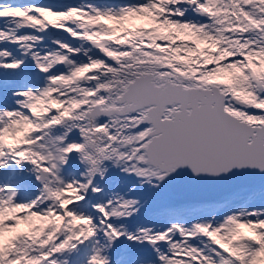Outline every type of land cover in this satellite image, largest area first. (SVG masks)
<instances>
[{"label":"snow or ice","instance_id":"snow-or-ice-1","mask_svg":"<svg viewBox=\"0 0 264 264\" xmlns=\"http://www.w3.org/2000/svg\"><path fill=\"white\" fill-rule=\"evenodd\" d=\"M0 264H264V0H0Z\"/></svg>","mask_w":264,"mask_h":264},{"label":"bare ground","instance_id":"bare-ground-1","mask_svg":"<svg viewBox=\"0 0 264 264\" xmlns=\"http://www.w3.org/2000/svg\"><path fill=\"white\" fill-rule=\"evenodd\" d=\"M15 1H17V3H22L21 1H23V0H15ZM38 1H40L41 3H48V4H52V5H59L60 4V3H57V1L59 2V0H37V2ZM26 2H27V0H26Z\"/></svg>","mask_w":264,"mask_h":264},{"label":"rangeland","instance_id":"rangeland-1","mask_svg":"<svg viewBox=\"0 0 264 264\" xmlns=\"http://www.w3.org/2000/svg\"><path fill=\"white\" fill-rule=\"evenodd\" d=\"M109 1H111V0H109ZM22 3L23 2H26V0H23V1H21ZM38 2H40V1H38ZM234 196H229V197H227V199H232ZM190 207L192 206V205H189ZM203 209H208V206H202V208H198L197 210L196 209H192V211L193 212H198V211H201V210H203Z\"/></svg>","mask_w":264,"mask_h":264},{"label":"water","instance_id":"water-1","mask_svg":"<svg viewBox=\"0 0 264 264\" xmlns=\"http://www.w3.org/2000/svg\"><path fill=\"white\" fill-rule=\"evenodd\" d=\"M219 192H212V193H206V194H204V195H210V196H212V195H215V194H218Z\"/></svg>","mask_w":264,"mask_h":264}]
</instances>
